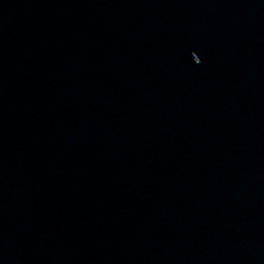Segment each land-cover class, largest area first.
Segmentation results:
<instances>
[{
  "label": "water",
  "instance_id": "water-1",
  "mask_svg": "<svg viewBox=\"0 0 264 264\" xmlns=\"http://www.w3.org/2000/svg\"><path fill=\"white\" fill-rule=\"evenodd\" d=\"M77 264H264V0H0Z\"/></svg>",
  "mask_w": 264,
  "mask_h": 264
}]
</instances>
